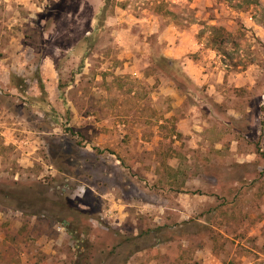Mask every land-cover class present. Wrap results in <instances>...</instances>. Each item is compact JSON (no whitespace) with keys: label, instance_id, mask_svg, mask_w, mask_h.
Instances as JSON below:
<instances>
[{"label":"rangeland","instance_id":"rangeland-1","mask_svg":"<svg viewBox=\"0 0 264 264\" xmlns=\"http://www.w3.org/2000/svg\"><path fill=\"white\" fill-rule=\"evenodd\" d=\"M108 2L0 0V264H264V0Z\"/></svg>","mask_w":264,"mask_h":264},{"label":"trees","instance_id":"trees-1","mask_svg":"<svg viewBox=\"0 0 264 264\" xmlns=\"http://www.w3.org/2000/svg\"><path fill=\"white\" fill-rule=\"evenodd\" d=\"M109 2L108 0H106V6H108ZM106 11V7L104 9ZM157 64V66L159 67L160 71L162 73H164L166 76H168L169 78H171L172 80L176 81L179 79V77H184L187 80V75H185L183 73V75L181 76L179 69L176 65V61L172 60V59H168L166 57H164L162 55V58L159 61L155 62ZM175 68L177 70H175ZM176 71V72H175ZM41 90L44 91L45 88L44 86L41 87ZM2 185V184H0ZM5 187V186H4ZM10 190H5L4 188L2 190H0V202L3 201V198H5L6 200H8L9 204H8V208H13L14 210L20 211V212H25V208L24 206H21L18 204L19 199L21 198V196H17L15 194H13L11 191V186L9 188ZM6 193V194H1V193ZM6 195V196H3ZM3 196V197H2ZM20 197V198H19ZM5 203H7V201H5ZM24 215H26L24 213ZM29 216V215H27ZM34 216V215H33Z\"/></svg>","mask_w":264,"mask_h":264},{"label":"crops","instance_id":"crops-1","mask_svg":"<svg viewBox=\"0 0 264 264\" xmlns=\"http://www.w3.org/2000/svg\"><path fill=\"white\" fill-rule=\"evenodd\" d=\"M174 39H176V37L173 36V41H174ZM173 41H171L170 44L167 45V50L164 52L163 56L168 58V59H172V60L176 61L178 59H181V56H182L181 51L182 50L179 47L176 48V45H175V47H171L173 45L172 44ZM189 68H190V70H189ZM191 69H193L194 71ZM184 73L187 75V77L189 79L191 78V79L196 80L198 78V76L196 75L194 66H192V64H190V63L185 68ZM9 83H11V82H10V77L8 75V72H6L4 70H0V89H2V90L6 89L7 88L6 85H8ZM0 93H2L1 90H0Z\"/></svg>","mask_w":264,"mask_h":264}]
</instances>
